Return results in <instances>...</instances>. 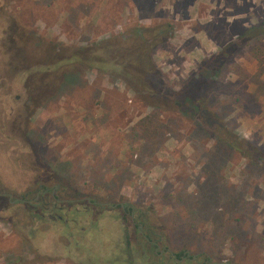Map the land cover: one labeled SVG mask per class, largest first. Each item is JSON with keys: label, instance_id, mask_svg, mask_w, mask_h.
<instances>
[{"label": "rangeland", "instance_id": "obj_1", "mask_svg": "<svg viewBox=\"0 0 264 264\" xmlns=\"http://www.w3.org/2000/svg\"><path fill=\"white\" fill-rule=\"evenodd\" d=\"M163 22L173 32L154 61L179 91L202 60L247 27L264 25V0H0V42L3 29L15 28L12 49L1 47L0 58L14 54L23 83V71L35 65L30 59L46 60L50 49L84 47ZM258 45L236 52L209 100L229 130L264 152V45ZM151 100L86 71L35 109L32 143L6 146L18 152L14 160L36 157L39 164H29L47 171L48 186L66 188L58 193L63 198L128 203L136 217L132 223L121 209L101 207L91 217L67 210L53 222L24 203L0 201V264H149L136 235L142 221L155 225L161 248L264 264V163L243 158L196 120ZM20 166L0 164V178L9 181L1 192L11 200L36 192L39 176ZM49 210L56 214L52 203Z\"/></svg>", "mask_w": 264, "mask_h": 264}, {"label": "trees", "instance_id": "obj_2", "mask_svg": "<svg viewBox=\"0 0 264 264\" xmlns=\"http://www.w3.org/2000/svg\"><path fill=\"white\" fill-rule=\"evenodd\" d=\"M171 23L132 26L122 35L106 37L84 47L61 46L50 49L46 60L30 59L35 64L26 70V82L43 103L54 96L75 75L92 71L100 76L120 81L136 93L152 96L151 106L180 112L196 120L218 144L226 146L253 163H264V152L229 130L210 107V96L224 69L230 68L236 52L253 44H262L264 25H252L242 30L234 40L202 60L179 91L169 88L167 79L154 61V55L171 37ZM258 45L260 49L262 47ZM40 72H33L38 67ZM233 68H236L233 65Z\"/></svg>", "mask_w": 264, "mask_h": 264}, {"label": "flooded vegetation", "instance_id": "obj_3", "mask_svg": "<svg viewBox=\"0 0 264 264\" xmlns=\"http://www.w3.org/2000/svg\"><path fill=\"white\" fill-rule=\"evenodd\" d=\"M14 29L15 28L11 27L10 29L2 30V42H0V48L13 46L14 40L12 37ZM11 54L12 56L10 57L7 56V58L4 59L0 58V85L6 87L4 89H0V164H5L7 161L18 162L21 164L19 171L24 169L23 167L28 166L29 172L31 173L32 171L34 176H39V178L33 185L36 187V192L32 198L22 197L16 198L14 200H11V194L1 192L3 190L5 191V189H8L9 181L7 180L5 182V180L0 178V201L4 203L3 205L7 203H11V205L24 203L31 209L32 213L38 214L42 217L47 216L53 222L62 220L63 217L58 213H64L67 210H72L74 213L80 214L79 216L91 217L95 216V212H97L101 207L107 209L115 207L124 211L126 215H129L133 223L136 217V210L128 203L123 204L118 202L114 205H111L96 199H91L89 197L84 199L63 198L58 193L61 192L62 194H65L66 188L60 187L59 184L48 186L47 180L49 177H46L48 176L47 171L43 170V167L41 168L31 166H35V162L38 163L36 157L32 158V160L27 157L24 159L21 157L22 159H19V161L14 160L15 155H17L18 152L15 148L10 149L9 152L7 147L11 144L15 145V143L21 142L22 144L26 143L28 145L32 143L30 141V135L32 132L31 118L35 112V109L40 108L42 103L36 104V96H34L32 90L29 88V84L26 81L21 83L20 78L17 77V73L14 70V63L16 62L14 61L15 56L13 53ZM25 72L26 70L23 71L24 74ZM16 85L20 86L19 90L22 93H17L15 91ZM31 150L34 153V150ZM17 156H19V154ZM4 198H6L7 201H4ZM51 203L52 208L54 211H56L55 215H52L49 212ZM33 204H39L40 206H32ZM82 213L87 214L83 215ZM139 217L142 220L147 219L148 221L147 215L145 213H141ZM150 219L152 220L153 217ZM64 222L68 224L69 219L66 218ZM154 228L155 225L153 223L144 221L138 223L136 227V235L143 244V247H141L139 251H141L140 253L142 255L147 257L149 264H227L225 262L214 261L203 252L191 254L188 249L174 251L166 247L161 248V235H158L154 231ZM81 230H83V228Z\"/></svg>", "mask_w": 264, "mask_h": 264}]
</instances>
